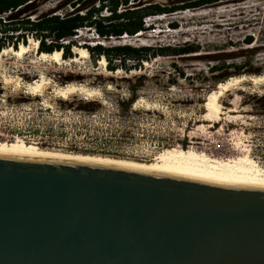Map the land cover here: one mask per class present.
<instances>
[{
  "label": "rangeland",
  "instance_id": "obj_1",
  "mask_svg": "<svg viewBox=\"0 0 264 264\" xmlns=\"http://www.w3.org/2000/svg\"><path fill=\"white\" fill-rule=\"evenodd\" d=\"M70 1L33 0L14 16L71 10ZM149 1L187 0L139 3ZM145 24L154 30L124 38L98 37L93 28H83L74 36L72 55L75 46L96 41L194 43L198 49L191 54L156 53L139 62L126 59L124 64L114 58L110 69L108 60L100 64L102 54L89 53L79 61L42 60L29 34L27 53L0 56V146L135 160H149L169 149L193 147L218 155L246 149L264 168V78L251 80L264 76V0H217L150 15ZM43 76L48 82L31 91L29 85ZM243 76L247 79L223 92L220 116L215 117L209 106L212 93L219 83ZM70 84L83 89L62 95L59 90ZM132 96L130 109H122L119 101Z\"/></svg>",
  "mask_w": 264,
  "mask_h": 264
},
{
  "label": "water",
  "instance_id": "obj_2",
  "mask_svg": "<svg viewBox=\"0 0 264 264\" xmlns=\"http://www.w3.org/2000/svg\"><path fill=\"white\" fill-rule=\"evenodd\" d=\"M0 264H264V182L0 147Z\"/></svg>",
  "mask_w": 264,
  "mask_h": 264
},
{
  "label": "trees",
  "instance_id": "obj_3",
  "mask_svg": "<svg viewBox=\"0 0 264 264\" xmlns=\"http://www.w3.org/2000/svg\"><path fill=\"white\" fill-rule=\"evenodd\" d=\"M32 1L0 0V51L7 48L6 44L15 49H18L20 43L27 44L26 37L30 34L39 41L37 47L39 52L51 53L61 50L63 57L71 58L73 57L71 48L74 44V36L83 28H93L98 37L134 35L148 28L145 24L146 16L197 7L217 0H187L172 4L159 1L139 3L141 0H88L87 2L72 0L69 2L71 10L66 9L63 12L54 13L49 11L32 18L30 16L15 18L14 15L18 10ZM132 2L138 4L130 6ZM246 41L250 42L251 36H248ZM85 46L90 55H104L110 69L115 67V64H110L114 58H118L119 62L124 64L126 59L139 62L156 53L185 54L198 49V45L194 43L152 46L150 44L134 45L127 42L106 45L101 41H96L94 44H85ZM133 101L132 96L119 101V104L122 109L129 110Z\"/></svg>",
  "mask_w": 264,
  "mask_h": 264
},
{
  "label": "bare ground",
  "instance_id": "obj_4",
  "mask_svg": "<svg viewBox=\"0 0 264 264\" xmlns=\"http://www.w3.org/2000/svg\"><path fill=\"white\" fill-rule=\"evenodd\" d=\"M137 34H138L137 36L142 35L141 32ZM127 36L128 35L125 34L123 38ZM31 43H33L35 48H37L39 41H37V39L31 38ZM29 49H30L29 45L22 43L20 44V47L18 49L13 48L12 46L4 48L2 51H0V56L5 55L6 53L9 52H13L15 55L21 57L24 53H27ZM75 52H76V56L71 57L70 58L71 61H79L82 58L89 56V51L85 47L75 46ZM38 56L42 60L54 59L58 62L64 59V57H62L61 50H55L51 53L39 52ZM99 61L102 66H104L107 63V59L105 58L104 55L103 58H100ZM263 78L264 76H252L251 80L254 82H259L263 80ZM244 79H247V76L231 78L225 82L219 83L218 85L219 90L212 93L209 103L210 110L212 111L215 117L220 116L219 114L221 112V105L219 99L222 96L223 92L228 90L229 87L234 86L235 84H237L238 82ZM47 82H48L47 79L43 76L39 81L30 84L29 89L33 92L40 91L42 85H44ZM80 89H83V87L76 84H70L64 88H61L59 92L62 95H66L67 93L76 92L77 90ZM0 147H12V146H0ZM22 148H28L34 150H55V149H43V148L36 149L32 147L31 148L22 147ZM78 154L92 155V156L131 161V162H148L158 165L187 167V168L204 170L208 173L221 175V176L257 181V182H264V168H262L259 164L253 161V159L250 156L249 150L246 149L224 155H218L207 151L198 150L193 147L188 150L169 149L149 160H135V159L119 158V157L107 156V155H97V154L94 155L88 153H78Z\"/></svg>",
  "mask_w": 264,
  "mask_h": 264
}]
</instances>
